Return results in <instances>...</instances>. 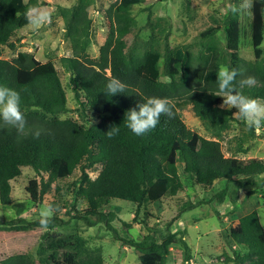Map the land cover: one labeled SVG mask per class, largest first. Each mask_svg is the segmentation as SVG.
<instances>
[{"label":"trees","instance_id":"trees-1","mask_svg":"<svg viewBox=\"0 0 264 264\" xmlns=\"http://www.w3.org/2000/svg\"><path fill=\"white\" fill-rule=\"evenodd\" d=\"M144 1L117 0L104 10L109 30L97 58L87 52L92 17L84 1L76 0L62 9L71 54L61 63L70 74L77 104L75 120L60 117L69 108L56 72H37L22 80L20 73L34 70L41 62L26 51L2 57L5 47L15 49L16 31L29 23V11L38 6V0H0V203L14 205L17 214L0 220V229L48 230L70 220L87 226L101 223L115 240L135 250L138 264H166L169 247L175 242L188 263L192 254L185 238L187 231L171 229L180 212L163 226H148L145 219H136V213L131 222L119 220L126 227L139 223L149 228L134 239L118 232L116 215L103 210V205L115 199L129 201L136 208L143 207L145 217L151 216L147 204L184 189L181 174L209 189L222 180L223 187L212 192L206 201L209 204H221L227 196L234 205L238 189L250 186L246 197L264 184L263 157L225 156L218 139L188 128L180 112L183 104H190L205 130L218 138L235 117L234 109L223 106V102L235 103L241 115L257 103L263 107L264 127V0L251 1V18L245 27L236 11L226 14V50L213 38L218 26L200 31L197 40L205 39L204 51L196 61L190 42L174 47L165 44L161 52L151 45L143 52L126 54L130 10ZM245 33L250 38L253 60H245L239 53L238 42ZM161 60L166 80L161 78ZM221 65L227 67L223 76L219 75ZM98 105L117 111V115L104 116L98 112ZM246 126V133L236 136L231 149L248 151L243 145L254 136L255 128ZM76 167L80 174L73 182L71 200L66 201V219L55 214L59 207L54 202L49 205L51 215L32 219L19 216L24 205L14 203L10 181L22 175L23 168L33 172L24 192L37 204L55 180L70 177ZM97 168L98 174L91 178L89 170ZM79 197L85 202L81 209L76 208ZM199 203L186 200L181 211ZM222 237L231 251V255L223 254L233 264H264V226L255 209L239 216L234 225L223 230ZM69 240L67 234L42 238L36 258L31 253H18L0 260V264H51L48 250ZM72 248L75 264H103L101 245H90L86 237L76 236Z\"/></svg>","mask_w":264,"mask_h":264},{"label":"rangeland","instance_id":"rangeland-1","mask_svg":"<svg viewBox=\"0 0 264 264\" xmlns=\"http://www.w3.org/2000/svg\"><path fill=\"white\" fill-rule=\"evenodd\" d=\"M27 1V0H25ZM92 17L91 43L87 48L88 54L97 58L99 47L105 40L109 26L104 18V10L117 0H83ZM252 0H145L134 4L130 10L132 24L126 36V54L132 55L136 52L148 50L151 45L158 51H163L164 45L174 47L190 42V50L196 61L200 51H204L205 39L197 40L198 33L210 26L219 28L213 33V38L222 49L228 47L224 29L225 16L230 11H236L240 22L245 27L251 18ZM38 6L29 11V23L16 31L17 40L15 49L7 47L3 49L2 57L10 58L18 51L32 53L41 63L28 73H20L22 80L37 72L54 71L58 75L65 90L68 112L60 114V117H70L78 120L73 97L70 74L61 63L64 56L71 54L70 40L65 31L61 11L76 0H38ZM239 53L245 60H253L250 38L245 33L238 42ZM262 59L264 61V38L262 42ZM161 78L164 76L163 62L160 61ZM227 70L226 65H221L219 75L223 76ZM108 72V70H106ZM223 106L234 109V119L218 138L211 136L203 127L199 118L195 115L190 104H183L180 108L181 117L190 129L195 130L206 138L218 139L222 145L225 156L237 157H263L264 158V127L262 124L263 107L257 103L248 107L244 115H241L237 105L225 101ZM0 106H2L0 104ZM98 112L104 116L114 117L117 111L107 109L98 105ZM247 124L254 126V136L243 146L248 148L246 153L235 151L236 136L246 133ZM181 170V162L178 163ZM97 169L89 170L90 177L95 178ZM76 167L71 176L57 179L52 184L51 190L46 193L40 203H33L24 192V186L29 177L33 175L29 168L22 169V175L11 180V194L15 204L22 203L24 209L19 214L27 219L37 215H51L53 211L50 203L58 205L55 212L58 216L67 218L69 210L66 201L71 200L73 182L79 176ZM184 189L171 197H165L146 205L151 216L143 215V207L124 200H110L103 205V210H110L116 215L114 225L122 236L138 239L149 230L142 224L134 223L132 227L122 225L121 221L131 222L136 213V219H145L148 226H163L165 221L171 219L180 212L171 229L173 231L181 228L186 229V241L191 248L192 257L189 262L183 260L182 249L178 242L171 244L166 264H233L228 260L223 251L231 255L226 246L222 232L229 226L234 225L238 217L251 209L258 212L259 218L264 226V184L256 192H251L246 197L250 186L238 189V197L233 205L226 196L221 204H209L206 201L211 198L216 188L223 187L222 180L215 182L214 189L201 187L181 174ZM58 188V189H57ZM186 200L201 202L197 206L181 211L182 203ZM85 206L84 200L79 197L76 208ZM17 216L14 205H3L0 203V220H9ZM121 220V221H119ZM67 234L71 240L54 249L48 250V258L51 264H75L73 261L74 238L78 235L86 237L90 245H101L103 264H138V257L132 247L122 245L115 240L103 224L97 223L92 226L85 225L82 221L70 220L68 224L58 225L52 229L35 228L29 230L0 229V260L18 253H31L36 258V249L42 238L55 237ZM73 238V239H72ZM234 247L242 252L245 249L237 244ZM37 261V260H36ZM38 263V262H37ZM39 264V263H38Z\"/></svg>","mask_w":264,"mask_h":264},{"label":"built area","instance_id":"built-area-1","mask_svg":"<svg viewBox=\"0 0 264 264\" xmlns=\"http://www.w3.org/2000/svg\"><path fill=\"white\" fill-rule=\"evenodd\" d=\"M89 175H90V173H89ZM94 178V177H93Z\"/></svg>","mask_w":264,"mask_h":264}]
</instances>
